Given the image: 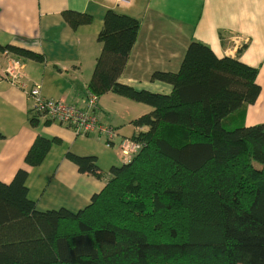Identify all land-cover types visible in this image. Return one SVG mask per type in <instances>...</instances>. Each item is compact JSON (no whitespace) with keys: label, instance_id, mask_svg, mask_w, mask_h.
<instances>
[{"label":"trees","instance_id":"trees-1","mask_svg":"<svg viewBox=\"0 0 264 264\" xmlns=\"http://www.w3.org/2000/svg\"><path fill=\"white\" fill-rule=\"evenodd\" d=\"M63 17L74 30L94 22L73 9ZM140 28L138 18L107 9L88 93L152 107L133 120L141 151L108 170L97 155L69 151L80 172L106 177L78 210L39 209L27 167L0 179V264H264V123H246L262 91L258 66L193 39L178 70L152 74L169 93L137 89L121 78ZM0 49L46 59L12 43ZM40 118L30 110L33 125ZM56 142L38 135L26 164H42Z\"/></svg>","mask_w":264,"mask_h":264},{"label":"crops","instance_id":"crops-1","mask_svg":"<svg viewBox=\"0 0 264 264\" xmlns=\"http://www.w3.org/2000/svg\"><path fill=\"white\" fill-rule=\"evenodd\" d=\"M109 8L141 22L138 40L122 76L125 82L137 83L135 74L152 80L156 70H178L189 43L201 40L219 56H238L243 62L258 66L262 91L248 107L246 123H264V0H0V45L12 43L46 56L45 61H37L0 49V179L9 182L19 168L27 167L30 194L34 182L38 183L34 199L41 210L84 208L103 189L102 178L106 181V177L80 172L66 156L69 151L86 155L85 145L92 139L80 138L69 124L50 122L43 116L36 126L31 123L33 99L8 79L10 61L23 62V78L31 85L40 83L46 97L85 106L88 83L102 49L98 34ZM66 9L88 12L94 22L74 30L63 17ZM95 110L103 124L117 129L111 146L118 141L120 149L125 137L140 130L132 121L150 108L136 105L130 117L112 119L100 96ZM119 120L128 124L130 130H125ZM40 134L57 137L60 142L54 143L42 164L28 166L27 151ZM111 162L115 164L114 159Z\"/></svg>","mask_w":264,"mask_h":264},{"label":"built area","instance_id":"built-area-1","mask_svg":"<svg viewBox=\"0 0 264 264\" xmlns=\"http://www.w3.org/2000/svg\"><path fill=\"white\" fill-rule=\"evenodd\" d=\"M6 52L9 53L8 51ZM23 67V62L17 59H12L6 75L13 84L20 86L29 96L32 97L33 111L39 112L42 116L52 119L55 123L69 124L73 127L77 135L86 136L91 133H101L106 137L109 145L115 143V138L118 135L116 128L103 124L99 115L96 113L95 108L99 99L96 94H88L85 106H81L78 102L66 99L46 97L42 93V86L40 83L31 85L25 78H23L21 73ZM133 147L135 150L138 149L139 151L142 149L141 144H136L129 139H125L121 146V148H124L123 152L125 155H129L130 149ZM136 155L133 156L135 157ZM133 156H125V158L131 160Z\"/></svg>","mask_w":264,"mask_h":264},{"label":"rangeland","instance_id":"rangeland-1","mask_svg":"<svg viewBox=\"0 0 264 264\" xmlns=\"http://www.w3.org/2000/svg\"><path fill=\"white\" fill-rule=\"evenodd\" d=\"M134 77H135V79H137L136 80L137 83H135L133 85H135L137 89L145 88V89H148L151 91H161V92H166V93L170 92V89H167L166 87L159 85V84H167L166 82L153 81V80H150V78H141V76L139 74H135ZM121 79H122V81H124L125 78L122 77ZM102 97L104 98L105 111L110 116V118H112V119H126V118L130 117V115L134 111V107L136 105H138V106L144 105V106H147V108H150V110L152 109V107L148 104L146 105V104L134 101L132 99H127L124 96L122 97L121 95H118L116 93H105L104 95H102ZM121 121L122 120H119L118 122L124 123ZM132 123H133V121H132ZM124 129L130 130L129 125L125 124ZM116 131H117V129H116ZM78 136H80V138L92 139V140H89L88 143L85 145V147H86L85 151L88 152L87 154H97L98 153L100 155L99 163L106 170H108L111 167V165H112L111 161L113 159L115 161V164H121L122 162L128 161L127 158H125V156L131 157V156L136 155L138 152L141 151V150L139 151L138 149L135 150L133 147L130 149L129 155L124 154V152H123L124 148H121V146H122V143L125 139H129L130 141L135 142L136 144H141L139 141H136V140L132 139L131 137H125L122 140V143H121V146L119 149L118 141H117V145L113 147L107 143V141L104 137H100L94 133H91V134L86 135V136L85 135H78ZM113 145H114V143H113ZM118 149H119V152H117ZM117 153L119 156L118 158H117ZM133 158H134V156H133ZM120 160H121V162H120ZM106 176L108 177L109 173ZM102 179H103V182L105 184L106 181L104 180V178H102ZM37 188H38V183L34 182V187H32V192L30 194V197L32 199H34V197L36 196L35 191Z\"/></svg>","mask_w":264,"mask_h":264}]
</instances>
